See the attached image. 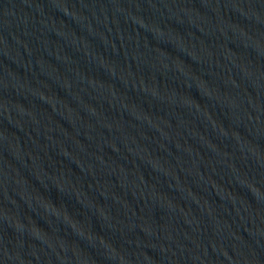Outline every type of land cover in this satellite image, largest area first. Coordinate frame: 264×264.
Wrapping results in <instances>:
<instances>
[{
	"label": "water",
	"instance_id": "obj_1",
	"mask_svg": "<svg viewBox=\"0 0 264 264\" xmlns=\"http://www.w3.org/2000/svg\"><path fill=\"white\" fill-rule=\"evenodd\" d=\"M0 264H264V0H0Z\"/></svg>",
	"mask_w": 264,
	"mask_h": 264
}]
</instances>
